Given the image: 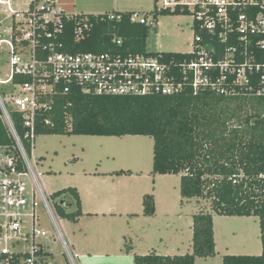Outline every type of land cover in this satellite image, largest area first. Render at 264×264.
<instances>
[{"label": "trees", "instance_id": "trees-1", "mask_svg": "<svg viewBox=\"0 0 264 264\" xmlns=\"http://www.w3.org/2000/svg\"><path fill=\"white\" fill-rule=\"evenodd\" d=\"M112 13L120 14L121 20L110 21L106 17L86 14L92 29L81 39L74 35L75 23L63 20V30L53 41L62 46V52L73 54H150L176 61L193 57L189 53L146 52L150 28L130 23L131 12ZM160 14L179 15L164 11ZM201 35L210 39L204 33ZM235 37L228 46L212 38L213 49L218 55L224 54L226 48L236 44ZM117 40L121 41L120 45L116 44ZM239 51L240 47H237L236 55ZM253 51L258 57L264 56L263 50L254 48ZM261 75L262 72L248 75V82L243 85L235 83V75H227L219 89L223 92L207 88L194 93L187 80L183 91L177 95L99 96L72 86L68 92L54 95L49 108L37 114L34 133L35 136L151 137L152 174H180L182 198L210 202L211 213L201 211L192 216L191 253L172 256L158 255L154 251L134 254L133 264H195L196 258L214 257L213 215L254 217L259 224L260 255H224L222 264H264V96L257 94ZM217 76V71L212 73L213 78ZM24 80L16 78L14 82ZM9 114L22 147L31 157L33 146L25 136L21 115L15 111H9ZM0 149L13 158L18 171L22 170L15 141L1 110ZM112 175L127 176L131 172L119 170ZM63 197L73 204L70 211L58 203ZM50 198L61 219L75 221L82 216L75 188L60 190ZM142 206L144 216L154 215L152 195L143 196ZM38 247L39 255L51 258V253L40 244ZM131 250V246L126 248L127 252ZM28 255L22 251L0 253V264H24Z\"/></svg>", "mask_w": 264, "mask_h": 264}, {"label": "built area", "instance_id": "built-area-1", "mask_svg": "<svg viewBox=\"0 0 264 264\" xmlns=\"http://www.w3.org/2000/svg\"><path fill=\"white\" fill-rule=\"evenodd\" d=\"M156 1L159 6L149 16L131 12L130 23L155 29L156 17L162 11L189 16L194 36L189 52L192 58L176 61L150 54L62 52V46L53 39L63 30V20L75 23L74 35L81 39L92 29L86 14H71L56 0H43L39 7L36 0H31L22 12L14 11L13 0H0V5L6 8L8 18H11L8 31L0 21V53L8 55L6 64L9 67L6 79L0 83L11 87L6 100L5 92L0 95V110L22 163V170L18 171L13 158L2 149L5 159L0 165V216L8 223L0 225V238L3 229L20 231L22 218H30L31 232L20 236L24 242L31 240V250L24 264H52L49 258L39 255V244H34L35 237L47 236L44 231L35 228V221L39 220L36 208L39 207L49 215L64 251L74 263L68 251V242L53 216V202L40 184L41 174L35 173L31 157L22 147L9 111L21 115L25 136L33 146L37 114L49 108L54 95L66 93L72 86L99 96L140 97L177 95L183 91L185 81L189 80L194 93L207 88L223 92L219 89L227 75H235V83L243 85L248 82V75L262 72L257 94L264 96V56L258 57L253 51L254 48L264 51V0ZM95 17L120 21L122 16L102 13L95 14ZM203 33L210 39H204ZM234 37L236 44L226 48L224 54L218 55L213 49L212 38L228 46ZM116 44L120 45L121 41L117 40ZM237 47L240 51L236 55ZM215 71L218 76L213 78ZM16 78L25 80L15 83ZM3 240L10 241V238L4 236ZM0 253L12 252L2 247Z\"/></svg>", "mask_w": 264, "mask_h": 264}, {"label": "rangeland", "instance_id": "rangeland-1", "mask_svg": "<svg viewBox=\"0 0 264 264\" xmlns=\"http://www.w3.org/2000/svg\"><path fill=\"white\" fill-rule=\"evenodd\" d=\"M30 0H13L14 11H25ZM71 14H102L133 12L148 15L159 6L156 0H56ZM43 0H36L42 5ZM64 6H68L65 8ZM0 21L7 31L11 25L6 8L0 5ZM192 19L186 15H158V26L150 29L145 50L149 53H189L193 43ZM8 55L0 53V81L6 79ZM9 84L0 83L5 100L10 93ZM30 162L35 173L41 174L40 184L46 196L72 187L81 192L84 210L95 212L91 203L99 199L118 197L121 210L116 214H84L78 226L61 219L53 211L60 231L68 242V251L74 264H81V254H90L88 264H119L121 260L132 263V255L155 252L158 255H183L191 253L192 216L198 212L211 213L210 202L205 199L182 198L179 175L152 174L153 140L148 136L97 137L36 135ZM5 159L0 149V165ZM37 162V163H35ZM131 170V177L94 175ZM26 180V179H25ZM144 195L156 197L154 216L142 214ZM155 199V198H154ZM70 211L71 209H65ZM94 210V211H93ZM102 210V209H100ZM127 210V211H126ZM132 214L131 216L124 213ZM39 220L35 228L47 236H37L34 244H42L53 255L52 264H72L62 247L54 225L42 208H36ZM122 214V215H120ZM215 224L216 257L196 258L195 264H222L224 255L257 256L261 253L258 219L254 217H226L213 215ZM8 223L0 216V225ZM75 229L76 233H73ZM30 233V218L23 217L20 231L2 230L0 250L29 252L31 240L24 242L21 234ZM77 239L75 248L70 236ZM10 238L4 241L3 237ZM19 239V240H18ZM18 240V241H17ZM131 246L132 252L126 248ZM85 252V253H84ZM81 253V254H80Z\"/></svg>", "mask_w": 264, "mask_h": 264}, {"label": "crops", "instance_id": "crops-1", "mask_svg": "<svg viewBox=\"0 0 264 264\" xmlns=\"http://www.w3.org/2000/svg\"><path fill=\"white\" fill-rule=\"evenodd\" d=\"M28 2H31V0L30 1H28ZM65 8H67L66 6H64ZM68 9V8H67ZM67 9H65L66 11H67ZM84 14V13H83ZM157 26H158V18H157V25H156V28H157ZM155 28V29H156ZM119 171V170H118ZM124 171H126V170H124ZM130 172H131V175H127V177H131L132 175H133V172L131 171V170H129ZM115 171H113V172H109V173H102V172H97V173H95L94 175H99V174H101V175H103V176H116V175H112V173H114ZM116 177H126V175H122V176H116ZM76 189V188H75ZM77 190V189H76ZM77 193H78V195H79V198H80V202H81V212H82V216L84 215V214H87V215H93V214H97L96 213V211H102V212H98L99 214H101V215H105L106 213H108V214H112V215H115L116 214V212L115 211H117V213H118V211H120L121 210V207H119V206H122V207H128V204L126 205V206H124V205H122V200H120L118 197H111V198H106V199H99V198H97L96 196L94 197V200L92 201L93 203H91V206L94 208V209H97V210H95V212H87V210H84V204H85V202H84V200H83V198H82V196H81V192L80 191H78L77 190ZM153 196V195H152ZM153 198H155L154 199V202H155V212H157V204H156V200L158 199H156V197H153ZM142 200H143V198H142ZM143 207V206H142ZM100 209H102V210H100ZM94 211V210H93ZM127 211V210H126ZM106 212V213H105ZM142 212H143V208H142ZM125 215H128V216H131L132 214H128L127 212H125L124 213ZM120 215H122V214H120ZM154 215H155V213H154ZM153 215V216H154ZM82 216H80L78 219H76L75 221H69V222H71L72 224H73V226H78V223H79V221H80V219H81V217ZM68 221V220H67ZM77 230H80V229H75L74 231H73V233H76L77 232ZM213 234H214V242H215V247H217V244H216V241H215V224H214V220H213ZM70 236V235H69ZM70 241H71V246L73 247V248H75V246H76V244H77V239H72V236H70ZM41 246H42V248L45 250V251H47V252H49V253H51L50 251H48L47 250V248H46V246H44V245H42V244H40ZM130 252H132V250L130 251ZM85 253V252H84ZM217 253V252H216ZM81 254V253H80ZM134 254H136V253H133V255ZM51 255H52V253H51ZM133 255H132V263H131V260H130V263H128V261H125V260H121L120 262H119V264H133ZM145 255V254H144ZM81 256V264H88V262H89V260H91V258L90 257H92V256H90V254H81L80 255ZM166 256V255H165ZM169 256H172V255H169ZM214 257H216V255L214 256ZM51 258H53V255L51 256ZM50 258V259H51ZM195 263H196V260H195Z\"/></svg>", "mask_w": 264, "mask_h": 264}, {"label": "water", "instance_id": "water-1", "mask_svg": "<svg viewBox=\"0 0 264 264\" xmlns=\"http://www.w3.org/2000/svg\"><path fill=\"white\" fill-rule=\"evenodd\" d=\"M64 209H72L73 208V204L69 203L68 199L63 197L61 199H59L58 202Z\"/></svg>", "mask_w": 264, "mask_h": 264}]
</instances>
